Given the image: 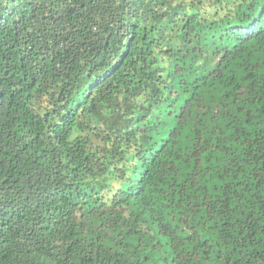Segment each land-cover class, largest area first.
I'll use <instances>...</instances> for the list:
<instances>
[{"label": "trees", "instance_id": "trees-1", "mask_svg": "<svg viewBox=\"0 0 264 264\" xmlns=\"http://www.w3.org/2000/svg\"><path fill=\"white\" fill-rule=\"evenodd\" d=\"M264 0H0V264H264Z\"/></svg>", "mask_w": 264, "mask_h": 264}, {"label": "snow or ice", "instance_id": "snow-or-ice-1", "mask_svg": "<svg viewBox=\"0 0 264 264\" xmlns=\"http://www.w3.org/2000/svg\"><path fill=\"white\" fill-rule=\"evenodd\" d=\"M253 27H259L261 29H264V20L258 21L256 24L253 25Z\"/></svg>", "mask_w": 264, "mask_h": 264}]
</instances>
